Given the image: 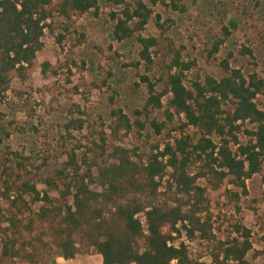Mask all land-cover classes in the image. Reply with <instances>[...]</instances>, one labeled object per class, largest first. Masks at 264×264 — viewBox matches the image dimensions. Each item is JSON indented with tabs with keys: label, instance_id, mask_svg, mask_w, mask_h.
Listing matches in <instances>:
<instances>
[{
	"label": "trees",
	"instance_id": "16d2710c",
	"mask_svg": "<svg viewBox=\"0 0 264 264\" xmlns=\"http://www.w3.org/2000/svg\"><path fill=\"white\" fill-rule=\"evenodd\" d=\"M184 1L107 0L116 7L109 14L114 42L135 38L140 45L139 61L124 67L144 70L140 82L147 93L138 115L146 120L133 123L111 99L110 134L101 132L99 142L93 141L85 152L80 146L73 148L62 168L44 181L66 201L64 205L55 204L49 192L42 197L29 181L8 182L0 191L3 259L13 264H49L58 257L80 264L79 255L94 251L101 264H196L186 243L177 242L184 234L189 240L215 239L207 190L199 181L208 179L215 191L228 183L247 195L248 181L261 174L264 166V110L257 103L264 97V79L233 67V52L220 62L221 78L203 75L186 45L167 35L176 22L154 10L161 5L185 14ZM92 11L100 13L98 0H0V101L6 99L14 80L32 79L49 22L57 16L81 19ZM152 23L160 36L145 35ZM231 37V29L224 26L210 56L217 57ZM162 42L166 54L157 61ZM239 53L255 57L247 46ZM50 67L42 65L44 75ZM153 73H159V78ZM158 111H163V121L152 118ZM147 124L156 135L175 126L180 137L163 149L155 146L148 158L138 148L117 144L135 130L142 137ZM248 124L253 128H247ZM84 127L83 120L72 119L65 132L73 138ZM189 129L196 130L199 138L191 137ZM241 134L249 139L246 145L240 142ZM109 139L116 143L109 146ZM197 164L199 172L193 174ZM165 188L169 195L161 192ZM30 201L43 205L33 210ZM4 202L17 212L6 213ZM236 233L237 238L216 246L214 257L219 264L221 259L249 264L251 231L237 226Z\"/></svg>",
	"mask_w": 264,
	"mask_h": 264
},
{
	"label": "rangeland",
	"instance_id": "374dc122",
	"mask_svg": "<svg viewBox=\"0 0 264 264\" xmlns=\"http://www.w3.org/2000/svg\"><path fill=\"white\" fill-rule=\"evenodd\" d=\"M98 1V15L92 11L81 19L69 21L57 16L49 22L50 27L43 40L44 49L38 54V68L32 79L24 83L14 80L6 99L0 101L1 192L8 182L29 181L37 186L42 197L49 192L55 204L64 205L66 201L58 192L49 190L44 181L54 177L55 172L62 168L67 153L73 148L80 146V151L85 152L93 146V141L99 142L101 132L110 134L111 99L114 98V104L123 108L133 123L146 120L138 115L147 93L140 82L144 70L124 67V64L139 61L140 45L135 38L121 44L114 42V24L109 14L116 7L109 5L107 0ZM135 1L128 0L130 3ZM184 4L188 8L185 14L161 5L154 10L164 19L176 22L167 35L186 45L188 56L198 61L203 75L221 78L220 62L233 52V67L241 69L246 75L257 73L264 79V0H185ZM224 26L231 29L232 37L222 52L213 58L210 56L212 44L221 36ZM145 35L160 36L153 23ZM245 46L254 51V58L240 55ZM158 53L157 61H160L166 54L164 42ZM47 63L51 67L48 75H44L42 65ZM159 75L153 73L155 79ZM257 103L264 110L263 96L257 99ZM163 114V111H158L152 118L163 121ZM72 119L83 120L85 127L69 138L65 125ZM247 128L253 127L248 124ZM175 130V126H169L162 135H156L147 124L142 137L135 130L117 144L129 149L138 148L139 154L148 158L155 146L163 149L171 139L180 137ZM187 133L195 139L200 136L194 129H189ZM214 139L219 143L218 138ZM248 140L244 134L240 135L242 144L246 145ZM114 143L109 139V146ZM13 153L18 156H12ZM191 171L193 174L199 172V165H194ZM199 185L207 190L208 217L215 239L212 242L200 238L189 240L184 234L177 244L186 243L196 264H219L214 257L216 246L237 238L236 227L242 226L252 234L253 248L247 256L248 263L264 264V166L261 174L248 181L247 195H241L239 189L228 183L218 191L213 189L208 179H201ZM161 192L167 193V188ZM174 193L173 199L176 197ZM67 202L71 203V200ZM30 204L33 210L43 205L31 201ZM2 206L6 213L17 212L11 210L6 202ZM60 259L55 257L49 264H61ZM77 261L101 264L94 251L79 255ZM220 262L236 264L223 259ZM0 264L13 263L3 259L0 253Z\"/></svg>",
	"mask_w": 264,
	"mask_h": 264
},
{
	"label": "built area",
	"instance_id": "2783aa9c",
	"mask_svg": "<svg viewBox=\"0 0 264 264\" xmlns=\"http://www.w3.org/2000/svg\"><path fill=\"white\" fill-rule=\"evenodd\" d=\"M62 262H61V264H69L66 260H64V259H60ZM72 264H77V263H72ZM80 264H82V263H80Z\"/></svg>",
	"mask_w": 264,
	"mask_h": 264
}]
</instances>
